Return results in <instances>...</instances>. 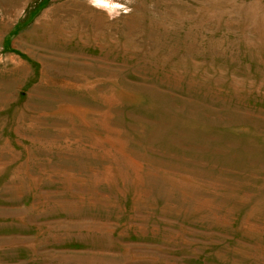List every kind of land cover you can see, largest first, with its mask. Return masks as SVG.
Returning a JSON list of instances; mask_svg holds the SVG:
<instances>
[{
    "label": "rangeland",
    "instance_id": "rangeland-1",
    "mask_svg": "<svg viewBox=\"0 0 264 264\" xmlns=\"http://www.w3.org/2000/svg\"><path fill=\"white\" fill-rule=\"evenodd\" d=\"M0 264H264V0H0Z\"/></svg>",
    "mask_w": 264,
    "mask_h": 264
}]
</instances>
